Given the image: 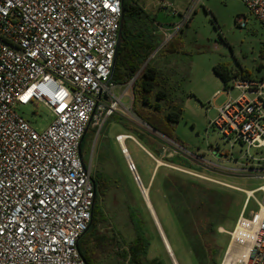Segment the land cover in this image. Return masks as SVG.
Returning <instances> with one entry per match:
<instances>
[{
	"label": "built area",
	"instance_id": "built-area-1",
	"mask_svg": "<svg viewBox=\"0 0 264 264\" xmlns=\"http://www.w3.org/2000/svg\"><path fill=\"white\" fill-rule=\"evenodd\" d=\"M189 1L185 18L203 0ZM243 1L264 27V0ZM123 14L124 0H0V264H87L79 241L92 222L96 185L85 135L121 109L157 133L132 110L138 75L122 87L111 80ZM233 88L242 94L228 97L210 127L249 156L264 149V81L238 79ZM31 103L52 114L42 131L18 111ZM176 144L184 160H205ZM171 167L246 194L220 264H264V185L245 190ZM218 167L264 180V164ZM129 168L136 170L133 162ZM251 200L258 209L247 216Z\"/></svg>",
	"mask_w": 264,
	"mask_h": 264
},
{
	"label": "rangeland",
	"instance_id": "rangeland-1",
	"mask_svg": "<svg viewBox=\"0 0 264 264\" xmlns=\"http://www.w3.org/2000/svg\"><path fill=\"white\" fill-rule=\"evenodd\" d=\"M136 1L143 9V20L150 21V29L158 40V48L150 58L158 56L172 42L173 48L182 46L179 52L165 53L162 65L167 67L161 70L164 74L159 72L167 83L170 82L169 92L183 108V118L174 130L175 139L195 155L224 168L242 170L245 166L264 164L261 161L264 149L252 148L248 156L246 147L238 143L232 148L223 142L218 131L210 127V122L218 115V108L228 97L236 99L242 94L233 88L242 73L251 75L253 80L264 81V27L260 21L250 13L243 0H203L188 18L184 15L189 0ZM239 18H247L245 25L238 24ZM216 66H223L231 72L228 84L215 73ZM18 111L39 131L47 128L52 120L51 112L42 104L20 105ZM116 115L126 119L127 124L141 126L122 109ZM114 116L101 129L92 124L83 143L84 159L91 167L93 177L104 173L109 181L108 196L99 198L106 221L99 225L98 233L119 240L117 244L104 243L98 249L101 264H131L128 257H119L117 253L127 252L140 230L150 243L148 260L158 259L164 264H203L196 256L201 255L205 261L207 249L204 243L207 241L217 249L212 264H220L230 241L228 232L243 209L246 194L173 169L171 166L181 165L169 164L167 158H158L150 151L151 156L148 155L145 151L148 146L141 139L126 135L128 131ZM120 133L132 137L125 143L128 156L117 141ZM152 134L174 151L175 157L169 159L170 163L183 155L175 142L162 139L157 133ZM128 159L134 163L135 173L146 187L143 188L147 190V197L142 194V187L138 186ZM187 159L192 166L187 169L194 174L245 190L264 185V180L241 172L228 175L224 169L199 157ZM158 164L160 169L154 174ZM170 180L184 185L194 182L210 188L205 198L208 205H201L202 209H199L200 204L191 200L186 189L173 188ZM256 197L261 200L263 194L259 192ZM150 207L152 213L155 210L154 215ZM257 209L256 202L251 200L246 215L256 213ZM205 215L218 223L217 231L211 229L206 236L200 229V220ZM134 218L141 220L140 228ZM220 228L225 231L220 232ZM162 236L169 246L171 259L165 251Z\"/></svg>",
	"mask_w": 264,
	"mask_h": 264
},
{
	"label": "trees",
	"instance_id": "trees-1",
	"mask_svg": "<svg viewBox=\"0 0 264 264\" xmlns=\"http://www.w3.org/2000/svg\"><path fill=\"white\" fill-rule=\"evenodd\" d=\"M143 19V9L138 5L137 1L124 0L122 37L118 46L111 80L122 87L127 85L138 75L133 85L132 110L134 115L139 120L149 125L157 133L185 147L174 137L175 127L183 118L182 104L174 99L169 89L163 85V81L165 80L161 77L158 68L151 62H148L151 55L158 48V40L150 29V21H144ZM137 23L140 24L138 25ZM181 49V45L173 48L172 42V44L170 43L164 47L162 53L165 54L168 51L175 53L179 52ZM214 71L226 84H228L232 78L231 72L223 66H216ZM245 78L250 77H242V79ZM226 87L228 89V86ZM125 122L126 123L122 122L125 129L133 133L132 135L136 139H141V141L148 146L146 148L154 156L158 157L162 153L166 145L165 143H161L155 134H152V132L138 124H127L128 122L126 120ZM86 136L87 134L85 137ZM171 161V163L174 162L176 165L179 164L186 168H192L191 164L180 156H177V158ZM93 180L96 185V203L93 209L91 225L79 241V250L87 264H101L97 256L99 253L98 249H100L104 243H106V245L108 243L117 244L119 240L115 237L110 238L98 233L99 225L106 221V216L99 198L105 199L108 196L110 187L108 176L104 173H99L96 177H93ZM169 183L173 188L178 190L182 188L186 189L191 200L200 204L199 209H202L201 205H208L205 198L210 193V188L197 185L194 182L184 185L178 181L175 182L170 180ZM225 202L226 200H224L223 203ZM134 219L136 220V218ZM136 221L138 228H140L142 224L141 220L137 218ZM217 227L218 223L213 222L208 215H205L200 220V229L204 236H206L211 229L216 232ZM204 245L207 249L205 261H203L201 255L196 256L195 254V256L197 259L199 258L198 260L203 264H212L217 255V249L207 241H205ZM149 246L150 243L148 238L140 230L138 236L129 244L127 252H124V254H117L122 258L128 257L131 264H154L157 260L150 261L147 258ZM158 264H160V262H158Z\"/></svg>",
	"mask_w": 264,
	"mask_h": 264
},
{
	"label": "crops",
	"instance_id": "crops-1",
	"mask_svg": "<svg viewBox=\"0 0 264 264\" xmlns=\"http://www.w3.org/2000/svg\"><path fill=\"white\" fill-rule=\"evenodd\" d=\"M163 49V46H161L160 47V51ZM162 53V52H161ZM160 52L158 53V56H153V58H150L149 60H148V62H151L154 66H156L157 68H158V70H159V72H161V70L162 71H164V66L165 67H167V65H165V64H163L162 65V62H164V58L166 57V54H161ZM147 62V63H148ZM161 74H164L163 72H161ZM243 76H245V77H250L251 78V75H249V74H242V75H240L239 77H238V79H242V77ZM164 80L165 81H163V85H165V87L166 88H168V85L170 84V82H166V79L164 78ZM114 117H116V119L120 122V123H122V122H124V123H126L125 122V120H124V118H122V117H117V115L116 116H114ZM122 118V119H121ZM127 131V130H126ZM133 133H131L130 131H128V133L126 134V135H132ZM119 135H125V134H123V133H120ZM118 135V136H119ZM125 135V136H126ZM133 136V135H132ZM128 139H126L125 140V143H126V141H127ZM160 141V140H159ZM136 142H138L139 143V141H136ZM161 143H164V142H162V141H160ZM140 144V143H139ZM141 145V144H140ZM122 148V147H121ZM145 149V148H144ZM147 149V148H146ZM145 149V151L147 152V154L148 155H150L151 156V154L149 153V150L147 151ZM122 151H124L123 150V148H122ZM173 153H174V151L172 152V150L170 149V148H168V147H165V148H163V151H162V153L158 156V158H161V157H165V158H167V161H169V164H173V165H175L174 163H170V158L171 157H175L174 155H173ZM159 169H160V165L158 164L157 165V167H155V170H154V174H155V172H158L159 171ZM145 187V186H144ZM146 188V187H145ZM244 206H245V202H244V205H243V209H244ZM243 209H242V211H243ZM155 211V210H154ZM241 211V212H242ZM156 213V212H155ZM165 246V245H164ZM165 249H166V247H165ZM166 252H167V254H168V257L170 258V256H169V254H170V252H168V250L166 249L165 250ZM170 251V250H169ZM171 259V258H170ZM153 260H157L156 261V263H154V264H158V262H160V264H164L161 260H158V259H153ZM151 261V260H150Z\"/></svg>",
	"mask_w": 264,
	"mask_h": 264
},
{
	"label": "bare ground",
	"instance_id": "bare-ground-1",
	"mask_svg": "<svg viewBox=\"0 0 264 264\" xmlns=\"http://www.w3.org/2000/svg\"><path fill=\"white\" fill-rule=\"evenodd\" d=\"M119 138H118V143L121 145V147L123 148V150H124V153L127 155L128 154V151H127V149H126V147H125V138H126V136L125 135H120V136H118ZM128 156V155H127ZM129 158V157H128ZM135 172V171H134ZM140 187H142V190H141V192H142V194L143 195H145V197H147V190L145 189V188H143L144 187V185L142 186V185H140ZM150 206V205H149ZM150 211H151V213H152V208L150 207ZM153 214V213H152ZM154 215V214H153ZM162 235V234H161ZM162 239H163V241H164V244H165V247H167L166 249L168 250V248H169V246H168V244H167V241L164 239V237L162 236ZM168 252H170L169 250H168Z\"/></svg>",
	"mask_w": 264,
	"mask_h": 264
},
{
	"label": "water",
	"instance_id": "water-1",
	"mask_svg": "<svg viewBox=\"0 0 264 264\" xmlns=\"http://www.w3.org/2000/svg\"><path fill=\"white\" fill-rule=\"evenodd\" d=\"M122 30H123V19H122V22H121V28H120V41H121V37H122ZM153 130H154V129H153ZM154 131H155V130H154ZM123 152H124V151H123ZM128 163H132V161L128 159ZM134 171H136V170H134ZM134 171H132V172L134 173L135 180H136L138 186H139V187H140V185L143 186L142 181H141L139 175L136 174ZM153 213H154V211H153Z\"/></svg>",
	"mask_w": 264,
	"mask_h": 264
}]
</instances>
